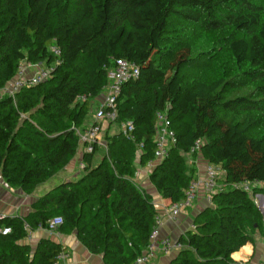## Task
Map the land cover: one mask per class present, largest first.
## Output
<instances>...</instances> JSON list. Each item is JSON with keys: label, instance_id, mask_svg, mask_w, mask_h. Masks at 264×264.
<instances>
[{"label": "trees", "instance_id": "16d2710c", "mask_svg": "<svg viewBox=\"0 0 264 264\" xmlns=\"http://www.w3.org/2000/svg\"><path fill=\"white\" fill-rule=\"evenodd\" d=\"M177 19L206 35L225 37L239 73L190 79L201 68L190 46L167 36ZM57 46L59 64L50 51ZM116 60L139 68L116 97L117 120L104 130L108 155L94 164L101 146L82 153V176L53 187L31 204L25 217L0 218V264H54L67 249L41 238L34 249L25 226L60 217L61 234L77 241L104 264H133L143 254L157 211L153 198L135 182L137 166L154 158L156 114L166 112L176 142L148 180L170 206L184 196L196 162L222 171L225 188L213 204L193 216L195 230L178 238L183 248L167 264H238L232 255L262 236L264 224L253 195L231 188L264 182V0H0V92L21 63L52 71L47 80L14 96L0 95V175L30 196L78 154L81 128L91 102L104 92ZM259 83L244 95L235 89ZM90 99L78 102L77 96ZM92 100V101H91ZM132 122L135 140L120 125ZM201 141L199 153L187 155ZM142 144L140 151L138 146ZM249 251L243 248L233 257Z\"/></svg>", "mask_w": 264, "mask_h": 264}, {"label": "built area", "instance_id": "2783aa9c", "mask_svg": "<svg viewBox=\"0 0 264 264\" xmlns=\"http://www.w3.org/2000/svg\"><path fill=\"white\" fill-rule=\"evenodd\" d=\"M50 51L56 57L54 65L59 64V57L61 55L60 49L57 46H52ZM51 71L52 67L46 68L42 65H33L23 62L19 66L14 79L1 90L0 95L14 96V94L23 88H28L47 80ZM138 76L139 68L133 63L125 60L115 61L113 69L108 72L109 83L104 90L105 96L99 104L98 113L85 130H76L79 139L78 154H80V156L82 153H92L95 146H104L105 143L101 140V135L109 124L116 122L118 116L116 97L123 84L131 79H136ZM76 99L78 102H85L90 99V95H79ZM134 130L135 127L130 121L120 125L121 134L130 141L135 140ZM154 142V158L146 166L148 173L168 156L169 149L176 142L175 134L170 129V123L166 117V112L156 114ZM201 144V141H197L187 154L189 165L195 163L191 160V156L192 154L199 153ZM141 148L142 144L138 146V150L140 151ZM196 164L197 166L200 165L197 162ZM80 167H84L83 163H80ZM222 174L219 167L209 163H203V174L191 180L189 186L184 191L182 200L166 207L161 215H157L156 227L149 236V243L143 254L139 256L133 264H150L153 259L159 256L172 257L183 248L178 238L174 239L168 236H160L161 225L164 221H176L180 216L192 210L196 205L197 210H195L192 215H195V213L206 207H211L213 204V196L222 192L225 188L224 184L220 181ZM231 188L252 195L255 189H264V182L259 180L244 181L239 184L231 185ZM253 200L258 208L260 203L256 194L253 195ZM2 217L3 215L0 213V218ZM262 221L264 224V213L262 214ZM61 225L62 219L60 217H55L45 222V224L39 223L35 231H31L27 225L25 228L29 236L34 232H43L48 236L59 237L61 233L58 231V228ZM189 230H195V225L192 224ZM9 233L10 228L4 227L0 229L1 235H7ZM261 237L264 240V231ZM68 258L69 256L66 252H60L56 256L54 264L64 263ZM239 264H247V261L241 260ZM260 264H264V260L260 262Z\"/></svg>", "mask_w": 264, "mask_h": 264}, {"label": "crops", "instance_id": "0c3cea01", "mask_svg": "<svg viewBox=\"0 0 264 264\" xmlns=\"http://www.w3.org/2000/svg\"><path fill=\"white\" fill-rule=\"evenodd\" d=\"M80 163H82L81 156L80 154H77L76 157L72 160V162L68 165V167L64 169L62 172H60L58 175H56L55 177H61V174L65 175L67 173H70V176H67V178H63L61 182L77 180L76 178H79V176L83 174L82 171L83 169L80 167ZM196 167L197 170L195 172L194 178L197 176H201L203 174V164H200L198 166L196 164ZM77 168H79L80 170ZM138 170L139 167H137V171ZM140 180L141 179L139 178V181ZM148 184L149 186L145 184L148 187V191H150L148 192V194L149 195H151L152 193L154 194L153 203L156 208L157 214L161 215L167 206L164 203L161 196L152 187L149 181ZM37 198L38 197H34V195L26 196L19 189L9 187L4 182V180L0 175V213L3 216H7V217L27 216L31 212V204ZM195 210H197V205L194 206L192 210L180 216L174 222L164 221L160 227V236L162 237L168 236L174 239L179 238L183 234V232L187 230L186 225L188 224V219L192 216V213H194ZM41 238H49L61 244V246L67 249L66 253L68 254L69 258L64 263L61 264H104L101 256L90 254L77 241L75 234H69V235L61 234L59 237H56V236H48L43 232H34L30 236L29 241L34 242L36 245L37 241ZM245 247H248L249 249L247 253L244 254L242 253L238 259L233 257L234 254L239 253ZM234 254L232 255V259L238 264L241 260H246L247 264H260V262L264 260V240L262 239L261 236H257L253 244H246ZM169 260L170 257L159 256L158 258L153 259L150 264H167Z\"/></svg>", "mask_w": 264, "mask_h": 264}, {"label": "rangeland", "instance_id": "374dc122", "mask_svg": "<svg viewBox=\"0 0 264 264\" xmlns=\"http://www.w3.org/2000/svg\"><path fill=\"white\" fill-rule=\"evenodd\" d=\"M258 2H261L262 0H257ZM167 36L169 37H175L176 39H180L183 41L184 44L190 46V49L192 51L193 56H198L202 54L200 57V66L201 68L198 70H192V69H185V75H187L188 78L192 79H201L204 81H210L214 79L217 73H222L224 74L225 77H232L235 76L239 73V70H237L235 64L233 63L232 59L230 58L227 48H226V42H225V37L228 36V34L225 32L219 36H212V35H206L202 33L200 30L193 28L191 26H187L181 21L177 19H172L169 23V28H168V33ZM259 83H252L248 84V86L243 87V88H238L233 90L232 95L237 96V95H244L249 92H251L255 86ZM1 94V93H0ZM105 96V92H102L97 98H95L90 105L89 108V114L86 118V121L84 125L78 129V131L85 130L88 125L94 120L96 114L98 113V108L100 102L103 100ZM263 116L262 121H264V114L261 115ZM109 128V129H108ZM116 127L113 125H108L105 130H109L108 134L112 135L113 133L117 132ZM103 133L101 135V140H103ZM104 142V141H103ZM102 149L99 150L95 156L94 159V164H96L99 160H101L103 157L108 155L107 147L104 144V146H101ZM186 162L188 163V156L184 155ZM192 160V158H191ZM139 167V170L136 171L135 174V182L140 186L145 189V191L148 193V170L146 167ZM79 169V168H77ZM83 169V168H82ZM80 170V169H79ZM78 170V171H79ZM83 171V170H82ZM67 176H70V173L67 174H61V177H53L44 184L40 185L32 195L34 197H41L44 195L46 192L51 190L53 187L59 185L61 180L63 178H67ZM82 176V175H81ZM79 176V178L81 177ZM76 178V179H79ZM139 178L141 179L139 181ZM138 181V182H137ZM64 182V181H63ZM146 184V185H145ZM145 185V186H144ZM152 198H154V194L152 193ZM256 197L259 200V207L258 210L262 216L264 213V204H263V195L262 194H256ZM195 225L193 222V217L191 216L188 219V224L186 225V228L188 231L191 225ZM185 231V232H186ZM183 232V234L185 233ZM182 234V235H183ZM27 243L30 244L32 249L35 247V243L32 241L27 240Z\"/></svg>", "mask_w": 264, "mask_h": 264}]
</instances>
